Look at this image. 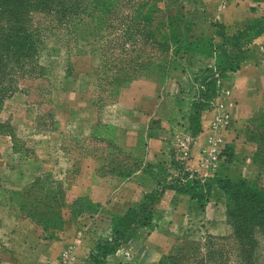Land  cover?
<instances>
[{"label":"crops","instance_id":"0c3cea01","mask_svg":"<svg viewBox=\"0 0 264 264\" xmlns=\"http://www.w3.org/2000/svg\"><path fill=\"white\" fill-rule=\"evenodd\" d=\"M87 66L77 71L73 86L54 90V110L43 125L31 115L32 103L23 91L0 110V264L90 259L101 243L115 239V220L131 215L156 193L155 227L140 225L107 264H158L196 235L225 236L231 227L229 199L219 184L202 207L175 188L173 175L171 182L165 178L175 162L201 168L205 157L207 133L191 135L181 103L184 76L137 78L110 97L95 84L93 62ZM257 70L258 75L242 69L226 80L236 100L230 111L235 128L227 131L221 148L232 147L233 154L215 177L242 179L264 191L259 145L240 133L264 111V90L256 82L260 79L264 89L263 65ZM251 75L257 77L248 80ZM40 185L57 190L60 198L63 228L56 233L49 228L51 235L23 208Z\"/></svg>","mask_w":264,"mask_h":264},{"label":"rangeland","instance_id":"374dc122","mask_svg":"<svg viewBox=\"0 0 264 264\" xmlns=\"http://www.w3.org/2000/svg\"><path fill=\"white\" fill-rule=\"evenodd\" d=\"M124 1H108L107 3L112 5L109 12L98 7L93 14L94 18H85L82 23L74 26L70 23L67 25L72 26L69 29L50 30L45 23L36 22L40 33L33 27V39L26 47L23 45L18 50L14 47L7 50L0 43V57L4 56V59L0 60V109L7 99L23 91L32 103L31 115L38 116L40 124L43 125V122L51 119L54 110V90L73 86L77 71L87 69V64L91 61L97 71L95 84L100 86L104 95L110 97H115L133 78L149 76L166 80L173 75L180 78L184 76L181 103L192 130L191 135L196 137L200 132L207 133L205 157L201 160V168L190 167L185 161L175 162L173 169L169 166L165 178L171 182L169 178L173 175V185L176 186L188 181L191 185L199 181L203 186L210 179H215L221 162L228 160L227 156L233 154L232 147L224 151L221 144L227 131L235 128L230 111L236 100L232 99L231 93L226 90V80L235 72L217 82L218 92L208 105L203 106L206 98L202 97V90H205L202 84L203 81L207 82L208 75L205 71L214 64L215 56L220 52L212 58H205L197 53H193V56L180 55L175 57L179 62L172 63L168 68L167 62L172 60V53L163 48L166 41L173 38L168 27L175 29L181 37H187L194 44L222 45L227 40L224 48L226 54L234 58L238 55L236 50H245L240 56L241 70H253L258 75L260 64L264 67V0H161L149 4H146V0L143 3V0H138L130 4ZM177 11L179 16L170 20ZM236 40L239 48L234 49ZM245 65L248 66L244 67ZM162 66H165L166 70H163ZM257 75H251L250 77H253L247 79L251 80ZM256 82L258 90L263 91L262 81L257 79ZM244 125L240 130L241 134L250 138L264 135V111ZM263 156L260 154L258 160L262 166ZM201 169L205 170V174ZM154 197H150V203ZM59 199L57 190L48 191L45 185H40L26 202L31 210L28 211L29 214L34 213L37 223L41 226L49 224V228H54L53 233L63 228ZM233 204L234 211L239 210L241 203ZM79 206L89 208L85 202H81ZM146 206L137 207L133 214L135 218L131 221H117L115 230L127 232L129 235L141 218H148L152 206L155 209L153 204ZM50 217L55 220L46 223V219ZM154 217L153 210L148 219L152 227L156 225ZM47 231L51 235L52 231ZM231 233L230 227L225 236H231ZM209 236L196 235L195 239L189 242L192 252L205 250ZM115 238L118 236L115 235ZM122 242L123 240L117 244L120 246ZM117 246H114V252H109L106 256L103 251L97 250L92 254L94 257L87 260L80 258L78 261L81 262L78 264H107L109 257L117 252Z\"/></svg>","mask_w":264,"mask_h":264},{"label":"trees","instance_id":"16d2710c","mask_svg":"<svg viewBox=\"0 0 264 264\" xmlns=\"http://www.w3.org/2000/svg\"><path fill=\"white\" fill-rule=\"evenodd\" d=\"M108 1L110 0H0V43L7 50H12L13 47L18 50L23 45L26 47L34 37L32 28L36 27L37 33H40L39 25L36 22L45 23L50 30L69 29L72 27L67 26L70 23L74 26L77 23H82L85 18H94L93 14L98 7H102L109 12L112 5L107 3ZM136 1L138 0H125L124 3L130 4ZM160 1L146 0L145 2L149 4L150 2L157 3ZM179 14V11H177L176 15L171 17L170 20L176 19ZM168 30L173 35V38L168 39L163 45L166 52L172 53V60L167 62L168 68H170L172 63L179 62L175 57L180 55L189 54L193 56V53H197L205 58H212L217 52H220L215 56L214 64L207 67L205 71L208 74L207 82L203 81L202 84L205 89L202 90V97L206 98L203 106L208 105L218 92L216 89L217 82L228 77L229 73L241 70L242 58L240 56L245 53V50H236L238 55L230 58L226 54L227 51H224L227 40L222 45L215 43H209L207 46L202 43L194 44L187 37H181L175 29L172 28L171 30L168 27ZM233 47L234 49L239 48L237 40ZM3 59L4 56L2 55L0 60ZM162 69L166 70L165 66H162ZM135 79L137 78L131 79L129 83ZM251 139L259 145L258 161L260 154L264 155V135L251 137ZM200 183L196 181L193 183L194 185H191L188 181L186 184L175 188L179 192L191 195L202 207H205L209 201L212 188L215 184H219L226 191L229 199L228 216L229 224L232 228L231 236L217 237L210 235L205 245V250L198 251V253L192 252V246L188 243L166 255L159 264H264V191H261L258 186L253 187L252 184H248L242 179H234L232 177H215V179H210L203 186ZM151 196L155 197L150 203ZM158 196V193L149 195L147 204L138 207L155 205ZM27 198L23 208L29 214L28 211L31 212V210L26 203ZM233 203H241L239 210L234 211ZM135 210L136 208L126 218H117L115 220L113 230L118 238L113 239L111 242L103 243L104 245H99L98 252L103 251L106 256L109 252L115 251L116 247L114 246L118 245L117 247H119V244H117L119 241L129 239L137 229L136 227L140 225L151 226V221L148 219L152 216L153 206L148 218H141L136 224V229H131L132 232L129 235L126 234L127 232H117L115 230L117 227L116 222L122 220L131 221L135 218L133 217ZM31 217L35 220L37 219L35 215ZM54 220L52 218V221ZM46 223L52 222L46 221ZM47 225L49 226V224ZM48 226H46L47 229H49Z\"/></svg>","mask_w":264,"mask_h":264}]
</instances>
